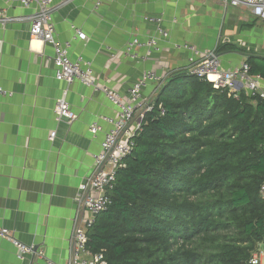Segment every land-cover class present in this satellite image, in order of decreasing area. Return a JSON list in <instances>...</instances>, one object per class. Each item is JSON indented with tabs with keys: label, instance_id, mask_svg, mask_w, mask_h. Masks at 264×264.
<instances>
[{
	"label": "crops",
	"instance_id": "obj_1",
	"mask_svg": "<svg viewBox=\"0 0 264 264\" xmlns=\"http://www.w3.org/2000/svg\"><path fill=\"white\" fill-rule=\"evenodd\" d=\"M53 2L59 6L53 15L56 38L71 43V60L91 62L96 82L124 98L145 71L165 80L188 68L192 53L183 46L217 50L226 71L248 59L264 64V21L248 8H226L211 0ZM0 8L7 17L21 19L0 28V87L12 93L0 95V228L44 253L19 260L14 245L0 237V264H71L76 227L90 217L77 200L79 187L95 175L110 128L104 119L115 117L118 109L104 92L75 81L67 100L77 119L56 121L55 107L68 85L56 79L54 48L32 38L26 18L33 8L4 0ZM153 18H161L167 39ZM78 32L87 40L77 38ZM132 38L145 44L157 39L159 47L145 60L148 48L141 47L136 50L140 58L131 60L126 45ZM240 92H246L241 85ZM157 94L155 85L143 91L150 100ZM96 122L102 131L94 136L90 126Z\"/></svg>",
	"mask_w": 264,
	"mask_h": 264
},
{
	"label": "trees",
	"instance_id": "obj_2",
	"mask_svg": "<svg viewBox=\"0 0 264 264\" xmlns=\"http://www.w3.org/2000/svg\"><path fill=\"white\" fill-rule=\"evenodd\" d=\"M134 143L89 249L106 264H249L264 244V99L175 72Z\"/></svg>",
	"mask_w": 264,
	"mask_h": 264
},
{
	"label": "built area",
	"instance_id": "obj_3",
	"mask_svg": "<svg viewBox=\"0 0 264 264\" xmlns=\"http://www.w3.org/2000/svg\"><path fill=\"white\" fill-rule=\"evenodd\" d=\"M10 5H18L23 8H33L32 16L26 18L31 22V36L33 39L41 40L44 44H50L54 48L53 63L56 69V79L63 81L68 85L64 95L57 101L55 107L56 121L68 120L70 123L77 119L67 100L69 86L75 81H80L87 87L94 88L105 93L107 98L117 107L116 116L105 118V122L110 126L103 141V153L97 157L95 175L84 180L79 187L78 202L85 211L89 213V218L80 220L74 236V255L75 264H106L103 254H94L88 247V235L94 226L97 218L107 212L112 206L113 201L111 192L113 191L118 170L122 167L123 161L128 157L135 146L134 138L141 130L142 122L146 114L152 112L153 104L151 100L143 96V91L150 85L157 87L159 93L164 84L162 78L153 71H145L142 78L134 84L129 91L128 98H124L120 93L101 87L94 75L92 63L79 58L77 61L71 60V43L60 44L56 38L55 24L53 15L59 8L53 0H4ZM103 0H97L99 6ZM224 5L226 8H248L254 18L264 21V0H211ZM20 18H9L5 11L0 8V28H5L7 24ZM158 25V30L162 39H167L168 34L161 26V18H153ZM77 38L86 41L87 36L78 32ZM161 40V39H160ZM0 44L2 40L0 39ZM147 47L148 53L141 59H147L152 49H158L159 40L151 39L148 43H143L138 38H132L126 45V55L131 60L139 59L137 49ZM182 48V47H179ZM188 49L192 56L189 58V67L185 70L191 75L214 84L217 89H229L238 94L240 85L252 98L261 97L264 99V88L262 87L263 78L260 75L251 73V66L246 60L243 64L233 70H223L216 51L201 52L193 47L183 46ZM0 95L12 96V93L0 87ZM161 114L165 113L164 108L160 106ZM138 122V123H137ZM131 126L135 128L131 129ZM102 131L98 122L90 126L92 135H97ZM56 132L50 136L54 141ZM261 195L264 199V184L261 188ZM0 237L12 243L16 249V255L19 260H24L28 255H38L44 257V253L39 251L35 245H26L20 242L9 229L0 228ZM263 245H259L249 264H264ZM49 264H55L49 261Z\"/></svg>",
	"mask_w": 264,
	"mask_h": 264
},
{
	"label": "water",
	"instance_id": "obj_4",
	"mask_svg": "<svg viewBox=\"0 0 264 264\" xmlns=\"http://www.w3.org/2000/svg\"><path fill=\"white\" fill-rule=\"evenodd\" d=\"M159 95V93L154 97L152 98L150 104H153L155 99L157 98V96ZM71 264H75V255H74V247H73V252H72V261H71Z\"/></svg>",
	"mask_w": 264,
	"mask_h": 264
},
{
	"label": "rangeland",
	"instance_id": "obj_5",
	"mask_svg": "<svg viewBox=\"0 0 264 264\" xmlns=\"http://www.w3.org/2000/svg\"><path fill=\"white\" fill-rule=\"evenodd\" d=\"M262 251L264 252V246H263V248H262ZM263 261H264V258H263Z\"/></svg>",
	"mask_w": 264,
	"mask_h": 264
}]
</instances>
